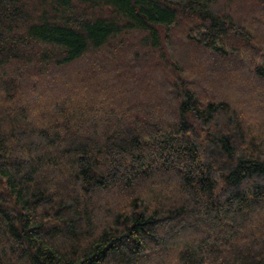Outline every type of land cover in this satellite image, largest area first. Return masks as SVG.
I'll use <instances>...</instances> for the list:
<instances>
[{
    "label": "trees",
    "instance_id": "obj_1",
    "mask_svg": "<svg viewBox=\"0 0 264 264\" xmlns=\"http://www.w3.org/2000/svg\"><path fill=\"white\" fill-rule=\"evenodd\" d=\"M0 264H264V0H0Z\"/></svg>",
    "mask_w": 264,
    "mask_h": 264
}]
</instances>
